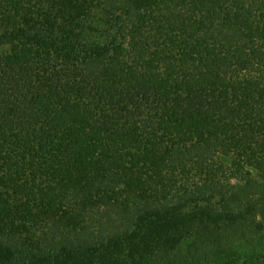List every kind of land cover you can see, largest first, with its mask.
<instances>
[{
  "label": "trees",
  "instance_id": "trees-1",
  "mask_svg": "<svg viewBox=\"0 0 264 264\" xmlns=\"http://www.w3.org/2000/svg\"><path fill=\"white\" fill-rule=\"evenodd\" d=\"M261 241L264 0H0V264Z\"/></svg>",
  "mask_w": 264,
  "mask_h": 264
},
{
  "label": "rangeland",
  "instance_id": "rangeland-1",
  "mask_svg": "<svg viewBox=\"0 0 264 264\" xmlns=\"http://www.w3.org/2000/svg\"><path fill=\"white\" fill-rule=\"evenodd\" d=\"M261 254L264 255V241H261V243L256 247H245L243 249V257H241L243 258V260H246V258H255Z\"/></svg>",
  "mask_w": 264,
  "mask_h": 264
}]
</instances>
